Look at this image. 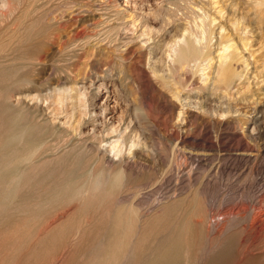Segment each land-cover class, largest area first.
<instances>
[{
	"label": "bare ground",
	"instance_id": "obj_1",
	"mask_svg": "<svg viewBox=\"0 0 264 264\" xmlns=\"http://www.w3.org/2000/svg\"><path fill=\"white\" fill-rule=\"evenodd\" d=\"M119 1L0 0V264H264L262 172L254 204L243 207L242 215L232 209L219 213L220 206L219 212L210 210L203 190L211 176L200 172L211 163L212 151L219 153L220 133L209 134L208 121L186 128L182 104L181 123L174 130L170 124L173 154L168 167H161L160 156L148 149L154 143L147 148L145 129H134L131 118L124 127L110 120L109 101L115 108L119 97L105 78L95 79L133 58L137 42L146 82L160 66L172 74L199 70L200 85L222 87L236 73L237 45L221 36L213 55L215 17L205 0L192 6L183 38L155 58L148 19L156 11L141 12L142 28L134 19H121L138 11L135 5L143 0H124L123 9L117 8ZM251 4L264 7V0ZM112 19L116 22L109 24ZM85 56L86 71L79 66ZM83 71L84 79L77 81ZM145 91L138 103L148 106ZM101 92L104 100L97 108ZM235 120L221 123L244 124L242 133L234 127L224 137L236 139L231 155L244 161L239 176L247 180L264 161V144L250 142L264 117ZM174 177L175 184L168 183L165 192L159 187L163 193H158L160 183ZM183 182L192 184L178 193Z\"/></svg>",
	"mask_w": 264,
	"mask_h": 264
},
{
	"label": "rangeland",
	"instance_id": "obj_2",
	"mask_svg": "<svg viewBox=\"0 0 264 264\" xmlns=\"http://www.w3.org/2000/svg\"><path fill=\"white\" fill-rule=\"evenodd\" d=\"M203 1L205 0H143L137 2V4L135 5L138 11H136L133 15L130 16L124 15L121 20L124 21L134 19L135 22L143 28L145 27V23L142 18L141 12L143 10L147 11L149 9L156 11L155 14H153L152 17L148 19L150 26L153 28V31L149 33L148 41L155 47L156 51L154 53L155 58H157L163 56L164 53H166L173 44H176L179 40L183 38L185 33H187V29L190 26V23L192 22L191 10L193 8H196L197 3ZM206 1V5L211 13V16L215 17L212 26L215 27L217 34L213 37L212 41V43H214L212 50H215V53H213V55L219 53V46L216 44V41L221 38V36L225 39H230V41L235 42L238 47L239 59L235 62L236 73L229 85H223L222 87H218L217 85L214 87L211 83H208L206 85H200V83H203V81H201L200 79L201 71L199 70L190 73L189 71L184 72V70H181L176 74H172L168 70L162 69V67L160 66H158L157 68V74H153V81L150 79V83L149 80L148 82H146V80L148 79L147 72L141 71V69L143 68V63H141L137 58L139 51L141 50L140 47H137V42L133 44V47L136 48H133V51L136 50V52L134 51L135 53L133 58L125 59L121 61L122 63L118 62L119 65L118 63H116L115 66L112 67L114 70L112 69L110 73H106L104 77L100 74L101 72L97 73L98 77L96 76L95 79L97 82H101V79L105 78L111 84L110 88H113L112 90H114L115 95L119 97V102L116 101L118 104L115 103V108L113 107L112 100L109 101L112 110L109 113L111 114V117L109 116L110 120L114 121V123L116 124L119 122L118 124L123 127L126 125L125 123H127V121L132 120L131 124L133 125V127H136L134 129L139 130L142 127L138 132H143L141 130L145 129L146 132L144 130L142 135H146L145 138L150 136L149 139H146L148 143L147 148L148 146H153L154 143L155 148L149 147L148 149H150L149 152L151 154L157 153L156 157H158V155L160 156L159 161L163 162H159L160 164H163V166L160 165L161 167H168L171 160L170 156L173 154L172 146H174V139L171 138L174 137L172 135V132L175 128L178 127L177 125L181 123V118L179 117V112L177 111H180V109L182 108L185 111L183 115L188 119V126H186V128L191 126L195 128L201 126V124L204 125L209 122L207 124L206 131L209 134L212 132V135H217L220 133L222 143L220 142L219 144V150L216 149L217 151H219V153H215V151L213 153L212 151L210 157L211 163L206 166H203L204 168H201L202 171L204 169L203 172L199 170V172L201 171L200 174H203L205 171H208V176H211L210 182L205 186L203 193L206 194L205 197H208L209 199L206 200L210 210L218 211L217 208H219L220 206L219 210L221 211H218L219 213H223L228 209H232L235 212L238 211V213L240 214L243 213L241 212V210H243V207H251L254 204L252 202V198L257 193V187L260 183V180L258 178L259 171L262 172L261 175H264V169L262 168V164L264 163V161L263 159L259 160V164H261V166L257 164L260 168H258L257 166L254 171H252L254 175H252V173H249V176L251 175L250 177L252 179L255 177L253 179L252 186L250 183V180L252 179H249L250 177H246L247 180L249 179V181H247L246 179L243 180V176H239V171L240 168L241 170L243 169L244 161H234V159L232 158L233 156L231 155V153L235 150L234 147L236 139L226 140V138L224 137L225 132H233L235 123H233V126L231 125L230 128H227L226 125V127L223 126L224 124L221 123V120H237L238 118L237 122L239 123L240 121H245L246 119L250 120L255 116H258L259 118L264 117V7L259 5L255 6L251 4V0ZM99 2H101V0H99ZM125 5L127 6L124 0H121L119 1L117 8L123 9ZM100 15L101 13L100 11H98V13L96 14V20L98 19L97 21H101V18L103 19V17ZM115 22L116 19H112L109 24H113ZM244 25H248L247 28H243ZM120 32H122L120 33V36L123 37V30H121ZM109 48L110 51H112V46H109ZM112 57L113 55H110L107 58L115 59ZM83 58L84 57L81 58L80 63L82 64H79V66L82 69L84 68L83 70L86 71V65H88L87 63L89 61V57L85 56L86 59ZM83 62H85L86 64ZM215 63L216 58H214L213 60V64ZM84 71L80 74V76L78 75L76 77L77 81L84 79V77H82L84 73L86 74V72ZM84 76L86 77V75ZM148 83L150 85H147ZM138 84H143V87L140 89L138 87ZM142 89L146 90V99L148 97L147 100H149V105H144L147 108L140 104V98L142 95L140 92ZM96 92L97 89L93 90V93ZM175 93H179V98L176 97ZM102 94L103 92H101L95 97L97 108H99L100 105L103 104L104 99L102 100ZM139 101L140 103H138ZM151 103L152 106L150 105ZM196 113L198 114L197 117ZM178 117L180 118V121L177 120L179 119ZM130 118L131 120H129ZM191 119H193V121ZM174 121L176 123L178 121V124H176ZM214 122L215 125L213 124ZM193 123L196 124L193 125ZM170 124L173 125V130L171 129ZM209 124L210 126L211 124H213V127H209ZM216 125L218 126V128ZM221 126L223 128H221ZM241 126L244 127V124L240 123L239 126L236 125L234 131L242 133L243 127ZM260 130L257 131V133H255L254 135V138L256 136L258 137L257 139L255 138V141L257 142H254V138L253 141L251 139L250 142H253L251 143L252 145L264 144V126ZM150 140H153L152 143L149 142ZM224 141L225 143H223ZM228 145L231 147H228ZM227 157L229 159H227ZM232 161L235 162L236 165L233 164ZM148 163L150 164V162ZM213 164H218L221 166L220 169H217L220 173H216V169H214L216 171H212V169H210ZM150 165H152V163ZM155 168L156 170L159 169V165L158 168L156 166ZM173 172L175 174V170ZM213 173H215L216 175L214 176ZM255 173L257 174V176ZM174 179L175 177L173 178V180H171V182H167L166 179L163 183H160V186L157 187V190H160V192L158 193L162 194L163 192H165V186H167L168 183L170 184V186H173L175 184ZM185 182L181 183V186L179 184V189L177 188L178 193L181 192L180 190H185L188 185L191 186L192 184L191 182ZM240 182L243 184V186H241L242 184ZM172 183L173 185H171ZM249 183L250 188L248 185ZM161 186L163 192L161 191V189H158L159 187L161 188ZM182 187H184V189H182ZM243 188L245 189V192ZM152 193L155 195L157 193L156 189L155 191H152ZM143 200H147V197H144Z\"/></svg>",
	"mask_w": 264,
	"mask_h": 264
}]
</instances>
